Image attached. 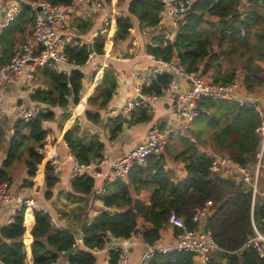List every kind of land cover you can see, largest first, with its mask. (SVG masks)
<instances>
[{"label":"trees","instance_id":"1","mask_svg":"<svg viewBox=\"0 0 264 264\" xmlns=\"http://www.w3.org/2000/svg\"><path fill=\"white\" fill-rule=\"evenodd\" d=\"M35 1L22 0L21 12L0 33L1 66L11 61L18 45L28 41L26 32L35 23L31 7ZM48 1L70 4L73 0ZM117 1L103 0L104 8H112ZM123 1L125 14L113 13L108 17L104 30L92 44L93 52L81 39L65 43L64 52L78 69L70 74L49 67L36 69L40 86L31 99L47 104L49 109L41 111L40 117L30 122L18 119L9 139L7 120L0 123V152L5 153L0 164V185L8 183L10 186L14 169L25 162L32 179H26L23 184L30 186L34 178L46 177V197L53 196L62 179L38 151L47 145L50 134L44 122L56 121L58 115L54 108H68L71 102L79 105L85 95V102L90 106L86 116L99 124V110L111 101L117 88L118 72L109 67L95 71L90 80V89L95 93L88 96L83 87L85 74L80 68L92 53L105 55L128 39L135 30L134 19L141 29L156 28L160 24L162 0ZM95 24L92 17H76L69 27L78 35H85ZM152 42L147 50L156 59L171 61L177 52L189 71L212 73L215 82L241 79L249 93L264 92V0H197L180 22L173 42L164 46L162 33L154 35ZM173 78L169 73L157 74L152 83L144 87V92L161 96ZM199 109L200 114L184 135L177 138L180 150L173 153L175 161L185 163L184 178L168 168L167 152L151 156L146 165L132 169L126 181L117 180L107 185L103 195L98 192L100 177H73L70 189L61 193L77 203L74 217L61 229L53 223L49 212L23 207L14 221L0 229L1 264H55L62 258L68 264H102L96 250L103 249L109 237L115 241L141 235L145 242L155 243L167 227L172 211L192 228L195 210L205 207L208 201L213 202V210L207 226L223 249L214 254L209 264H223L224 260L227 264H264V258L248 244L255 235V227L261 229L264 223V196L259 193L260 182L264 181L262 168L255 192L254 186L235 172H211L212 159L203 150L209 147L217 154H228L254 175L263 147V136L258 132L261 117L253 108L226 100L206 98L199 103ZM129 116L110 119L107 126L112 140L124 124L151 120L148 110L139 106H134ZM61 119L72 120V124H60V127L75 159L88 163L104 156L105 143L100 134L84 132L76 114L64 113ZM171 140L166 150L170 151ZM263 162L264 157L260 164ZM90 195L103 203L101 212L91 222L88 220ZM63 214L70 217L67 212ZM78 235L82 236L81 244L77 243ZM73 248L76 249L73 253L63 257V253ZM118 257L114 249L109 250V264H117ZM152 264L198 263L192 253L170 252L156 254Z\"/></svg>","mask_w":264,"mask_h":264},{"label":"built area","instance_id":"2","mask_svg":"<svg viewBox=\"0 0 264 264\" xmlns=\"http://www.w3.org/2000/svg\"><path fill=\"white\" fill-rule=\"evenodd\" d=\"M197 0H162L163 8L159 12L160 24L168 20L170 24V34L165 37L164 46L173 42L179 30L180 22L193 8ZM78 2L90 5L95 9H101L104 4L101 0H73L70 4H55L48 0H37L31 3L32 10L35 12V23L31 38L16 47L11 61L0 65V123L7 120L5 110V86L15 77H20L24 69H29L27 81L24 88L30 89L36 79L35 71L37 68H52L59 73H68L66 66L70 65L77 68L64 52V39L58 33V27L64 29L70 19L69 11ZM40 8V9H39ZM22 5L16 3L5 15H0V33L8 27L16 16L21 12ZM108 22L106 21L105 24ZM160 67L155 68V73L164 74L174 71L177 75L187 80L189 87L182 89L174 83H170L164 88L163 94L145 93L144 87L148 85L143 76L138 77L135 86V96L129 99L124 108V114L129 115L134 106L146 108L149 114L155 112V107L161 97H166L171 104L174 121L168 127H153L149 130L144 142L134 146L126 155L113 159L109 155L94 159L88 163H81L72 157L73 177L93 175L100 177L102 169L109 167L105 183L99 188V194L103 195L107 191V185L113 184L117 180H127L132 169L137 166L147 164L149 157L166 155V147L173 137L184 135L193 120L200 114L199 103L206 98L213 100L232 101L253 108L261 117V125L258 132L263 136V147L259 154V163L254 175L243 165L235 163L228 154H217L212 150H206L207 155L212 159L210 171L220 172L223 170L237 173L239 178L254 186L256 192L258 184V174L260 162L264 157V104L256 101L247 95L246 88L241 79L230 83L215 82L208 78L201 71H189L181 56L176 52L171 61L163 59L157 60ZM19 118L25 122L38 119L41 110L21 104L18 108ZM45 121L44 123H47ZM55 136L50 133L47 145L38 151L42 154L47 163L55 173L61 171L62 162L59 159V152L55 145ZM14 203V221L18 211L23 207L33 208L39 211H46L45 207L37 200L29 197L26 192H12L8 183L0 185V206ZM212 201H208L203 208H197L191 221L195 225L190 228L184 218L178 216L174 211L168 216L167 227L171 228L173 239L165 241L163 234L155 243H144V248L137 264H152L156 254H167L170 252H189L193 254L198 264H209L218 251L223 249L215 240L212 230L207 226V220L212 213ZM63 229V227H61ZM78 242V240H77ZM257 250L264 258V223L261 229L255 227V235L248 243ZM114 249L118 254L117 264H129L132 258L131 241H122L115 245Z\"/></svg>","mask_w":264,"mask_h":264},{"label":"crops","instance_id":"3","mask_svg":"<svg viewBox=\"0 0 264 264\" xmlns=\"http://www.w3.org/2000/svg\"><path fill=\"white\" fill-rule=\"evenodd\" d=\"M101 1L103 2V0ZM16 3L21 4V1L0 0V15H5V13ZM75 5L69 11L70 19L68 25L64 29H61V27H58L59 29H57L59 35L64 39V43L81 39L84 43L93 44L95 39L99 36V33L104 30V25L105 22L108 21V17L113 13L125 14L126 9L125 3H123L122 6L116 4L112 8L106 6L104 8L103 6L101 9H96V11H94L93 9H89L88 6L90 5L83 4V10L82 12H80L79 9H76L78 8V6ZM76 17H92L96 24L88 34L78 35L75 30L69 27V25ZM165 29L170 30V24L168 20L162 21L161 24H159L156 28L152 29H141L137 21L134 33L126 41L120 42L105 55H97L92 53L87 63L80 68L85 74L83 87L85 94H87L88 96H91L95 93L90 89V80L93 73L95 71H101V69L105 67L114 68L118 72L117 88L107 106L100 110L98 107H94V109L99 110L101 114V122L99 124L91 122L86 116V111L90 106L85 102V95H82L81 103L79 105L71 102L68 108H54L53 110L56 111L58 115L56 121L44 123L45 128L49 129L50 133L55 136V139L57 140L58 137L60 139L59 144L56 143V140L54 143L59 152V159L62 162L61 171L56 174L62 179V181L59 183L58 188L54 191V194L51 198L46 197V193L48 191L45 179L46 177H38V179L34 178V181L30 186H25L23 184L24 181L26 179H32L28 175L25 162H21L14 169L12 173V182L10 184L12 192L19 193L21 191H24L29 197L41 203L45 207L46 211L51 214L53 223H55L58 227L64 228L66 223H68V221H70V219L74 217V209L77 205V203L69 201L66 198L65 194L61 193L62 190L70 189L71 181L73 179L71 159L72 157H74L66 141L64 140L63 132L60 127V124H62L63 126L72 124V120L62 121V114H76L79 118L80 125L84 132L100 134V136H102V140L105 143L104 155H109L113 159H117L126 155L134 146L144 142L151 128H165L169 126L168 124L170 122L174 121L175 118L172 113L171 104L169 103V101H167L166 97H161L156 104L155 112L151 114V120L149 122L133 125L126 123L123 125L122 131L113 140L110 138V127L107 126L110 119L116 118L119 115H124L127 118L130 117L129 115L124 114V108L127 101L135 96V86L138 82L139 76L145 77L146 83L148 85L152 83L153 78L156 76L154 70L156 67H160V64L157 61L158 59H156L154 55L148 53L147 47L153 44L152 37L160 33L165 34ZM32 31L33 27L31 26L28 32H26L28 40L31 38ZM1 57L2 51L0 48V58ZM262 65L264 66V62L262 63ZM78 68L79 67L73 68L70 65L66 66V69L68 71H73L74 69ZM27 71L29 73V69H26L20 77L13 78L12 81L7 83L4 89L6 103L5 110L7 114V122L9 124L8 139L13 133L15 122L18 120L17 112L21 104H25L32 108H38L41 111L49 109V106L47 104L35 102L31 99V95L34 90H36L40 86V83L37 81V77L30 89L24 88V84L27 81ZM205 75L208 78L214 80L212 77V73ZM171 83H174L177 87L182 89H187L189 87L187 80L177 74L173 78ZM246 93L248 97L256 101H261L264 104V92L249 93L247 91ZM177 138L178 137H173L170 143V151L167 150V166L168 168L174 170L178 177L184 178L187 174L185 163L175 161L173 158V153L177 150H180L181 148L179 139ZM203 150H210V148L205 147L203 148ZM4 157L5 153L0 152V164L3 161ZM260 167L262 168L261 177L264 178V162L263 164H260ZM108 173L109 167H104L102 169V175L99 178L100 187L102 186L100 184L102 183V181H105V177ZM260 185L262 188L259 193L260 195L264 196V181L260 182ZM89 198L90 202L88 220L91 222L93 218L101 212L103 203L100 198H94L93 195H90ZM63 212L69 213L70 217L65 216ZM13 215L14 213L12 215H9L8 207H0V229L12 222L11 217ZM171 230L172 229L169 227H166L164 229L163 237L165 241L173 239ZM77 240V243L81 244L82 236L78 235ZM128 240L131 241L132 250V258L129 264H137L143 251L145 241L141 235L133 236ZM122 241L126 240H112V242H108L103 249H97L96 255L98 257V261L102 264H109L110 245H117ZM58 262H60V264H68V262L63 258ZM223 264H227V261L224 260Z\"/></svg>","mask_w":264,"mask_h":264},{"label":"rangeland","instance_id":"4","mask_svg":"<svg viewBox=\"0 0 264 264\" xmlns=\"http://www.w3.org/2000/svg\"><path fill=\"white\" fill-rule=\"evenodd\" d=\"M123 0H119V1H117L116 3H117V5H123ZM83 4H85V3H81V2H78L76 5L78 6V8H76L77 10L79 9L80 10V12H82V10H83ZM75 5V6H76ZM134 25L136 26L137 25V21H136V19H134ZM59 29V28H58ZM170 32H171V30H167V29H165V36H166V34L167 35H169L170 34ZM127 40V39H126ZM126 40H124V41H126ZM123 41V42H124ZM25 70H26V68H25ZM24 70V71H25ZM27 74H28V71H27ZM16 115V114H15ZM17 117L19 118V111L17 112ZM177 137H179V136H177ZM59 142H60V139H59V137L57 138V140H56V143H58L59 144ZM166 152H167V150H166ZM1 207V206H0ZM5 207V206H4ZM6 207H8L9 208V215H12L13 213L12 212H14V210H13V207H14V203L13 202H11V203H8L7 205H6ZM55 264H60V262H58V263H55Z\"/></svg>","mask_w":264,"mask_h":264},{"label":"water","instance_id":"5","mask_svg":"<svg viewBox=\"0 0 264 264\" xmlns=\"http://www.w3.org/2000/svg\"><path fill=\"white\" fill-rule=\"evenodd\" d=\"M18 1H22V0H18ZM88 8H89V9H93L94 11H96V9L91 8L90 6H88ZM39 9H40V8H39ZM89 46H90V51L93 52L92 43H90ZM169 74L172 75L173 77L176 76V73H175L174 71H170ZM70 228H71V227H70ZM75 232H77V231L75 230ZM108 242H112V238H111V237L108 238ZM114 246H115V244L110 245L109 249H112ZM75 250H76V249L73 248L72 250L63 253V257H67V256H69V255H70L71 253H73Z\"/></svg>","mask_w":264,"mask_h":264}]
</instances>
